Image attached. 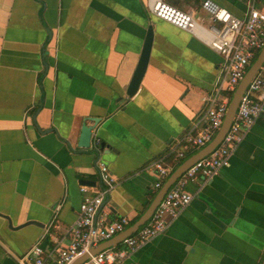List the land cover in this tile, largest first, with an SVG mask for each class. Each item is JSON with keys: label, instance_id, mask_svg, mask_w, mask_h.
<instances>
[{"label": "crops", "instance_id": "obj_1", "mask_svg": "<svg viewBox=\"0 0 264 264\" xmlns=\"http://www.w3.org/2000/svg\"><path fill=\"white\" fill-rule=\"evenodd\" d=\"M145 1L0 0V264H19L35 240L67 242L79 185L98 186L99 160L114 176L102 207L130 224L156 191L147 164L203 124L221 56ZM163 1L207 22L202 0ZM213 1L235 15L249 2ZM148 25V60L127 96ZM92 116L97 155L76 145ZM186 187L189 202L116 264H264V114L227 164Z\"/></svg>", "mask_w": 264, "mask_h": 264}, {"label": "built area", "instance_id": "obj_2", "mask_svg": "<svg viewBox=\"0 0 264 264\" xmlns=\"http://www.w3.org/2000/svg\"><path fill=\"white\" fill-rule=\"evenodd\" d=\"M254 1L249 0L243 14L235 15L213 0H202L200 8L206 14V23L201 22L198 14L184 11L163 0L145 1L152 14L188 30L221 56L214 86L202 96L206 105L203 124L186 130L178 143L147 164L154 177L152 185L155 189L186 157V147H201L219 127L231 92L264 41V0L260 6H256ZM263 114L264 58L240 94L233 117L219 143L210 152L195 159L175 178L147 220L116 244L89 253L78 264H116L128 251L161 232L168 221L189 202L192 193L186 185L196 179L210 178L220 166L227 164L228 156L243 132ZM96 170L99 182L96 188L79 185L80 200L75 218L66 228L67 242L60 244L57 238H53L52 246L44 250L35 240L18 256L19 264H67L87 250L89 245L109 238L129 224L125 215L107 217L108 208L102 207V203L114 184V176L101 160L96 163Z\"/></svg>", "mask_w": 264, "mask_h": 264}, {"label": "water", "instance_id": "obj_3", "mask_svg": "<svg viewBox=\"0 0 264 264\" xmlns=\"http://www.w3.org/2000/svg\"><path fill=\"white\" fill-rule=\"evenodd\" d=\"M152 38V27L148 25L146 27V32L144 34V38L142 41V46L140 49V53L138 56V59L136 61V64L134 66V69L131 73V76L129 78V81L125 88V94L127 96H130L137 88L138 83L140 81L141 75L144 71V68L146 66L147 60H148V53L150 48V42ZM264 58V41L261 44L260 48L258 49L255 57L253 60L249 63L247 68L245 69L242 77L238 80L237 84L235 85L233 91L231 92V95L229 97L226 110L224 112L222 121L219 125V127L216 129L213 136L208 140L204 145L199 147L195 152L185 157L183 160H181L166 176V178L163 180L162 184L156 189L154 192L152 198L150 199L149 203L146 205V207L143 209V211L127 226H125L122 230L118 231L117 233L113 234L107 239H104L96 244L89 245L87 247V250L83 251L79 255L75 256L71 261H69L67 264H78L80 261L85 259L89 253H93L99 249H102L104 247L116 244L119 242L124 236L127 234H130L133 232L140 224H142L145 220L149 218L151 213L153 212L154 207L160 200L161 196L163 195L164 191L167 189V187L175 180V178L189 165L191 164L195 159L207 154L210 152L221 140L223 134L225 133L226 129L228 128V125L233 117L235 107L237 104V101L239 99L240 94L244 90L247 82L250 80V78L253 76V74L256 72L257 68L261 64L262 60ZM92 120V123L86 124L82 123L80 125L79 133L76 140V145L81 148H89L91 151L97 155L98 153V147L93 145L90 146V138H91V132L94 124L98 121L97 116H92L90 118ZM101 145V144H100ZM85 181V180H81ZM26 222H21L19 225H22Z\"/></svg>", "mask_w": 264, "mask_h": 264}, {"label": "rangeland", "instance_id": "obj_4", "mask_svg": "<svg viewBox=\"0 0 264 264\" xmlns=\"http://www.w3.org/2000/svg\"><path fill=\"white\" fill-rule=\"evenodd\" d=\"M227 94L229 95V92H227Z\"/></svg>", "mask_w": 264, "mask_h": 264}]
</instances>
